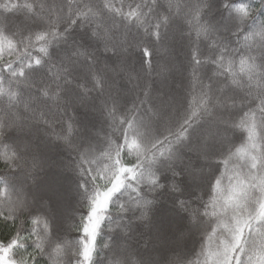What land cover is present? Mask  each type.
<instances>
[{
    "label": "snow or ice",
    "instance_id": "1",
    "mask_svg": "<svg viewBox=\"0 0 264 264\" xmlns=\"http://www.w3.org/2000/svg\"><path fill=\"white\" fill-rule=\"evenodd\" d=\"M0 264H264V0H0Z\"/></svg>",
    "mask_w": 264,
    "mask_h": 264
}]
</instances>
